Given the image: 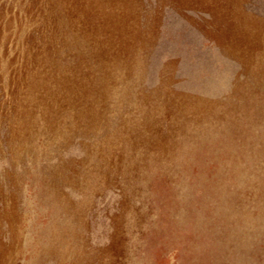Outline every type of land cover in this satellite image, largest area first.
Listing matches in <instances>:
<instances>
[{
    "label": "rangeland",
    "instance_id": "rangeland-1",
    "mask_svg": "<svg viewBox=\"0 0 264 264\" xmlns=\"http://www.w3.org/2000/svg\"><path fill=\"white\" fill-rule=\"evenodd\" d=\"M0 264H264V0H0Z\"/></svg>",
    "mask_w": 264,
    "mask_h": 264
}]
</instances>
